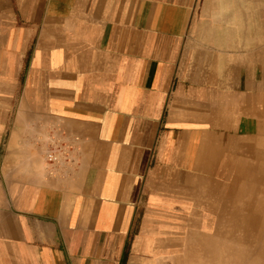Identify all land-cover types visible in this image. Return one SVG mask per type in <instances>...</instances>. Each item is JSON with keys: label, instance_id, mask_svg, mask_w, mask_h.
<instances>
[{"label": "crops", "instance_id": "1", "mask_svg": "<svg viewBox=\"0 0 264 264\" xmlns=\"http://www.w3.org/2000/svg\"><path fill=\"white\" fill-rule=\"evenodd\" d=\"M248 2L0 0V264L224 260L212 219L264 141Z\"/></svg>", "mask_w": 264, "mask_h": 264}, {"label": "bare ground", "instance_id": "2", "mask_svg": "<svg viewBox=\"0 0 264 264\" xmlns=\"http://www.w3.org/2000/svg\"><path fill=\"white\" fill-rule=\"evenodd\" d=\"M252 158L255 161L253 163H251ZM222 199L220 202L221 208L224 206L225 213H221V216L226 215L227 219L218 228V236H227L231 229H236L239 234L233 235L234 242L247 244L250 247L238 252V257L248 256L254 259L249 261L250 264H264V141L260 142L258 150L254 151V155L250 160H245L244 163L238 166L231 181L228 182ZM233 211L237 213L235 214ZM233 213L237 215L235 220H229V216L231 217ZM198 224L200 225V223ZM222 239L225 241V237ZM240 260L243 259L240 258Z\"/></svg>", "mask_w": 264, "mask_h": 264}, {"label": "rangeland", "instance_id": "3", "mask_svg": "<svg viewBox=\"0 0 264 264\" xmlns=\"http://www.w3.org/2000/svg\"><path fill=\"white\" fill-rule=\"evenodd\" d=\"M247 3L248 0H246ZM226 3V5H225ZM231 4H228L227 2H225V0H207V4L205 6L206 10H208L210 15H226L231 16V21L227 23H231V24H235L233 19H234V14H238L239 13V9H243L245 13H250L251 7L250 5H248L247 3H244L243 7L241 6H236L234 5V1L232 0L231 2H229ZM256 4V5H255ZM252 12L257 15L259 17V29H260V39H264V36L262 37L261 34L263 31L262 26H263V22H264V0H255L254 5L252 7ZM238 24V23H237ZM240 24V23H239ZM261 39V40H262ZM235 214L237 213L236 211H233ZM233 213V215L231 214V217L229 216V220H232L236 218L237 215H235ZM227 219L226 215H223V217L221 216V214H215L214 218L212 219V222H215V227L213 228V232L216 234L215 237H220L221 239L225 237V243H226V253H225V257L223 258L224 260L222 262H196L195 264H250L249 261L250 260H254L251 259L248 256H244V257H238L237 253L244 251L242 249H249L250 247L247 244H243L240 242H234V236L233 235H237L239 234V232L236 229H231L229 231V234L227 236H222L219 235L218 236V228L220 226H222ZM219 223V224H218ZM232 236V238H230ZM228 239V240H227ZM224 239H222L223 241ZM243 259V260H240Z\"/></svg>", "mask_w": 264, "mask_h": 264}, {"label": "built area", "instance_id": "4", "mask_svg": "<svg viewBox=\"0 0 264 264\" xmlns=\"http://www.w3.org/2000/svg\"><path fill=\"white\" fill-rule=\"evenodd\" d=\"M56 159H57V157L54 155V153L50 152V153L47 154V160H48L49 162H53V161H55Z\"/></svg>", "mask_w": 264, "mask_h": 264}]
</instances>
